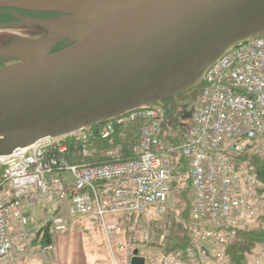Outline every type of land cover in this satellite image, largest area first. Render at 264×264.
<instances>
[{"label":"built area","instance_id":"built-area-1","mask_svg":"<svg viewBox=\"0 0 264 264\" xmlns=\"http://www.w3.org/2000/svg\"><path fill=\"white\" fill-rule=\"evenodd\" d=\"M134 123L139 140L128 161H118L115 148L100 154L109 162L85 163L94 157L91 128L70 134L72 144L44 139L0 156V264H20L35 234L25 206L58 200L66 208L50 220L53 234L64 233L69 219L91 217L108 244L126 231L139 250L147 249L145 264H236L227 250L264 207V183L240 158L249 142L264 156V36L208 69L182 141L166 139L159 107L103 123L101 139L112 144L117 128ZM70 145L80 164L69 163ZM38 253L53 259L54 247ZM246 259L264 264V243L252 245Z\"/></svg>","mask_w":264,"mask_h":264},{"label":"water","instance_id":"water-1","mask_svg":"<svg viewBox=\"0 0 264 264\" xmlns=\"http://www.w3.org/2000/svg\"><path fill=\"white\" fill-rule=\"evenodd\" d=\"M0 8L56 15L0 25L38 36L0 46V58L17 61L0 68V156L178 96L189 111L208 69L264 36V0H0ZM130 264L145 258L134 250Z\"/></svg>","mask_w":264,"mask_h":264},{"label":"trees","instance_id":"trees-1","mask_svg":"<svg viewBox=\"0 0 264 264\" xmlns=\"http://www.w3.org/2000/svg\"><path fill=\"white\" fill-rule=\"evenodd\" d=\"M64 47V44H59L53 48V52L60 50ZM165 123L164 127L167 126L166 121L168 119L172 122L171 128L172 130H176L175 119L172 118L171 112H163ZM172 119V120H171ZM102 124L95 125L91 128L93 132V137L89 140L88 148L94 153V157L92 159H87L84 161L88 165H96L101 163L109 162V159H99L98 152L100 150L107 151L118 148L120 150V155L118 161H128L135 158L132 153V148L138 143L139 140V123H134L130 125L128 128H117L114 134L111 137L112 144L109 141L102 140L100 135ZM65 142V140H60V143ZM68 161L71 164H80L82 160L76 157L75 151L73 150V146H69ZM242 160L247 161L251 166H253L255 173L257 174L259 180L264 183V156H261L258 153V146L255 142H249L245 144V149L240 157ZM116 161V160H114ZM254 224V223H253ZM253 224L248 225L243 230H240L237 236L236 243L234 246L227 250V254L234 260L236 264H246V249L256 242L264 243V223L257 226V228H253ZM53 233L51 230V223L44 225L40 228L38 232H36L31 246H38L39 248L46 247L52 244ZM185 244L179 245L178 249L184 247Z\"/></svg>","mask_w":264,"mask_h":264},{"label":"rangeland","instance_id":"rangeland-1","mask_svg":"<svg viewBox=\"0 0 264 264\" xmlns=\"http://www.w3.org/2000/svg\"><path fill=\"white\" fill-rule=\"evenodd\" d=\"M24 36L29 37V38H32V39L33 38L34 39L35 38L36 39L38 38L37 37V33L35 31H33V30L25 31L24 32ZM63 43H65V42H63ZM63 43H61V44H63ZM197 91L194 92L192 94V96H191L193 104H192V108L189 111L187 109H188V106H190V103L186 106V104H185L186 98L185 97L178 96L177 98L167 99L168 101L171 100V99H173V101L176 102V106H175L176 110H175V113L177 115H179L178 117L180 119H178V117H177L176 118V121L174 123L175 126H176L175 127L176 130H172V128H171L172 122L169 119H168V121H166L167 126L164 127V130L166 131L165 132L166 133V135H165L166 139L168 138V139L171 140V137H173V135L178 136L179 140L176 139V141H179L180 142V141H182L184 139L183 132L184 131H187L191 127V116H192V110H193V107H194V104H195V100H196V97H197V95H196ZM188 115L190 116V118L186 120V117ZM173 119H175V118L173 117ZM69 136L70 135L64 136V137L58 138L56 140H57L58 143L60 142V140H65L66 143L72 144L71 139H73V138H71ZM101 152H102V150H100L97 153L98 154L97 156H98L99 159H103V158L100 157ZM53 203L54 202H50L49 203L48 201L47 202H41V201L38 202L37 203L38 204L37 209L39 211V214L42 215L43 213L47 212L48 211V208H49V204L52 207V204ZM33 210H31V212H34ZM42 210H45V212H42ZM58 211L60 212L62 210L59 208L57 210V212ZM260 211H261L260 212V215H258V217L249 224V225H251V224L254 223L253 224V228H257V226H259L260 224H263L264 223V207L261 208ZM56 213H54V215ZM48 222H50L49 219L48 220H45L44 222H42L40 224L38 223L37 226H34V229H36L35 230V234H36V232H38L40 230L41 227H43L44 225L48 224ZM146 224H148L147 221H146ZM99 226H100V224L97 223V227H98V229H100L101 234L104 237V233L102 231V228H101V226L100 227ZM35 234L31 237L30 242H29V247L32 248L31 249V252H33V253L28 254L29 255V258L27 260H23V258H22L21 259V264H49L53 260L52 258L43 259L42 256H40L39 253H38L39 247L38 246H31V243H32V240H33ZM54 235L55 234H53V236ZM175 242H176V247L177 248L179 247V245H182L183 244V242H181L180 240H175ZM256 243H261V242H256ZM169 244H173V240H171L170 238H169ZM252 245H254V244H252ZM252 245H250L246 249V255L248 253L249 248ZM148 248H149V246H148ZM139 249L140 248H138V245L132 243L130 241V239L127 237V232L124 231L120 236H114V237H112V239L110 240V243L109 244H108V242H107V240L105 238V241H103V246L100 247L99 250H98V256H99L98 257V263L99 264H130V259L132 257L133 250H138V255L141 256V257H145L147 255V249H145V248L144 249L141 248V250H139ZM152 249L158 250V247H156L155 245H153V248Z\"/></svg>","mask_w":264,"mask_h":264},{"label":"crops","instance_id":"crops-1","mask_svg":"<svg viewBox=\"0 0 264 264\" xmlns=\"http://www.w3.org/2000/svg\"><path fill=\"white\" fill-rule=\"evenodd\" d=\"M37 207L38 204L25 206L31 229H34V226H37L38 223L40 224L48 219L51 220L59 208L63 211L66 208V202L55 201L52 207L49 204L48 211L42 210V212H45L42 215L39 214ZM31 210L34 212H31ZM97 223L98 221L91 217L69 219L67 221V230L64 233L53 236L54 257L49 264H99L98 250L103 246L105 238L101 234L100 229H98ZM31 249L28 245L22 257L23 260H27L29 258L28 254L33 253Z\"/></svg>","mask_w":264,"mask_h":264},{"label":"flooded vegetation","instance_id":"flooded-vegetation-1","mask_svg":"<svg viewBox=\"0 0 264 264\" xmlns=\"http://www.w3.org/2000/svg\"><path fill=\"white\" fill-rule=\"evenodd\" d=\"M56 15L53 14H45V13H34V12H26L14 9H3L0 8V25H19L23 23L24 20H44L50 19L55 17ZM25 30L21 29H3L0 30V46L7 44L12 36H19L24 39H32L29 37L24 36ZM38 37V36H37ZM65 45V43H63ZM53 52V51H52ZM17 61L14 60H7L4 58H0V68L5 66L11 65ZM198 93V91H197ZM196 93V95H197ZM183 100V99H182ZM176 102L171 100L165 101V105L163 108V112H171L172 118H176L179 116L175 113ZM178 119H180L178 117Z\"/></svg>","mask_w":264,"mask_h":264},{"label":"bare ground","instance_id":"bare-ground-1","mask_svg":"<svg viewBox=\"0 0 264 264\" xmlns=\"http://www.w3.org/2000/svg\"><path fill=\"white\" fill-rule=\"evenodd\" d=\"M92 128V127H91Z\"/></svg>","mask_w":264,"mask_h":264}]
</instances>
